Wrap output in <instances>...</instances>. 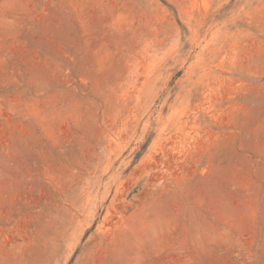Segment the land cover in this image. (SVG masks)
<instances>
[{
  "label": "rangeland",
  "instance_id": "1",
  "mask_svg": "<svg viewBox=\"0 0 264 264\" xmlns=\"http://www.w3.org/2000/svg\"><path fill=\"white\" fill-rule=\"evenodd\" d=\"M0 264H264V0H0Z\"/></svg>",
  "mask_w": 264,
  "mask_h": 264
}]
</instances>
